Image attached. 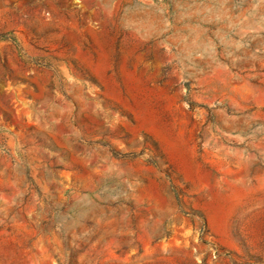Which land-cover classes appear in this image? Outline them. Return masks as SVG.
<instances>
[{
    "label": "rangeland",
    "instance_id": "rangeland-1",
    "mask_svg": "<svg viewBox=\"0 0 264 264\" xmlns=\"http://www.w3.org/2000/svg\"><path fill=\"white\" fill-rule=\"evenodd\" d=\"M0 264H264V0H0Z\"/></svg>",
    "mask_w": 264,
    "mask_h": 264
}]
</instances>
